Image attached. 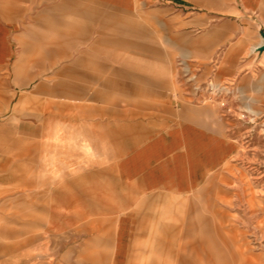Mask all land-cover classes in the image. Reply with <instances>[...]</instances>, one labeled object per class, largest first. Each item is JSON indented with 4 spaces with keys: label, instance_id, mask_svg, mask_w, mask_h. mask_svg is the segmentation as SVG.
<instances>
[{
    "label": "crops",
    "instance_id": "crops-1",
    "mask_svg": "<svg viewBox=\"0 0 264 264\" xmlns=\"http://www.w3.org/2000/svg\"><path fill=\"white\" fill-rule=\"evenodd\" d=\"M240 1L0 0V171L12 165L13 154L26 155L20 142L45 140L49 198L89 200L77 211L80 216L128 215L136 199L197 193L200 167L223 157L231 144L214 121L210 92L193 84L183 92L162 56L174 52L205 61L218 55L217 77L251 65L255 59H247L248 50L264 44V2ZM184 5L218 15L189 45L184 27L200 25L211 14L184 17ZM243 7L260 8L261 18L231 16ZM72 11L143 35L167 36L179 28L181 42L175 40L172 52L130 42L125 58L112 54L126 67H104L85 53L71 60ZM79 21L84 25L83 17ZM111 36L123 39L116 32ZM45 39L53 40L51 46ZM71 63L88 65L95 83L83 79L86 72L72 75ZM158 66L159 75L145 73ZM23 166L16 171L20 184ZM55 166L62 167L59 175L70 176L69 187L64 179L55 188ZM124 230L128 227L119 228L117 245Z\"/></svg>",
    "mask_w": 264,
    "mask_h": 264
},
{
    "label": "rangeland",
    "instance_id": "rangeland-1",
    "mask_svg": "<svg viewBox=\"0 0 264 264\" xmlns=\"http://www.w3.org/2000/svg\"><path fill=\"white\" fill-rule=\"evenodd\" d=\"M232 4L242 3L232 0ZM182 10L189 18L197 11L206 17L211 14L200 25L184 27L188 45L191 36L206 32L218 18H212L206 8L184 5ZM71 15V60L85 53L104 67H126L125 61L112 54L118 52L125 58L128 52L124 48L130 42L163 52H172L175 40L181 42L176 38L179 28L167 36L143 35L78 12ZM235 15L262 16L258 7L240 8L231 13ZM81 17L84 25L78 22ZM113 32L123 39H114ZM42 41L45 46L53 42ZM253 45L246 57L255 61L223 77H217L213 67L218 55L205 61L174 52L162 56L183 92L191 84L210 92L214 121L224 127V136L231 144L223 157L200 167L198 192L191 197L136 199L134 212L128 215L80 216L77 211L89 200L49 198L46 141L38 145L20 142L18 147L26 155L13 154L12 165L0 171V264H264V48ZM70 67L72 75L86 72L83 79L95 83L88 65L71 63ZM156 68L145 73L157 76L159 66ZM22 162L20 184L16 171ZM55 163L60 165L57 160ZM54 169L59 177L55 188L63 186L64 179L69 187L70 176L58 174L61 166ZM121 226L128 230L117 245Z\"/></svg>",
    "mask_w": 264,
    "mask_h": 264
},
{
    "label": "clouds",
    "instance_id": "clouds-1",
    "mask_svg": "<svg viewBox=\"0 0 264 264\" xmlns=\"http://www.w3.org/2000/svg\"><path fill=\"white\" fill-rule=\"evenodd\" d=\"M41 178H45L44 174H41ZM54 179L59 178L58 176L53 177Z\"/></svg>",
    "mask_w": 264,
    "mask_h": 264
},
{
    "label": "water",
    "instance_id": "water-1",
    "mask_svg": "<svg viewBox=\"0 0 264 264\" xmlns=\"http://www.w3.org/2000/svg\"><path fill=\"white\" fill-rule=\"evenodd\" d=\"M262 48H264V45L262 46Z\"/></svg>",
    "mask_w": 264,
    "mask_h": 264
},
{
    "label": "bare ground",
    "instance_id": "bare-ground-1",
    "mask_svg": "<svg viewBox=\"0 0 264 264\" xmlns=\"http://www.w3.org/2000/svg\"><path fill=\"white\" fill-rule=\"evenodd\" d=\"M263 38H264V36H263ZM263 45H264V44H263ZM263 45H262V46H263Z\"/></svg>",
    "mask_w": 264,
    "mask_h": 264
}]
</instances>
